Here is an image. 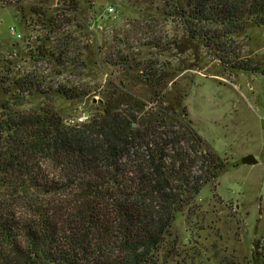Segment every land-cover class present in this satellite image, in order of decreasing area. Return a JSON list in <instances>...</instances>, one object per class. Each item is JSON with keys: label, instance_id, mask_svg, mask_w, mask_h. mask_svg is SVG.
<instances>
[{"label": "rangeland", "instance_id": "obj_1", "mask_svg": "<svg viewBox=\"0 0 264 264\" xmlns=\"http://www.w3.org/2000/svg\"><path fill=\"white\" fill-rule=\"evenodd\" d=\"M186 1H0V130L16 110L46 102L67 122L83 111L92 116L112 88L153 105L144 79L156 72L162 94L186 107L205 149L226 161L176 213L162 248L176 253L169 264H250L251 253H264V27L227 36L229 62H222L194 24L188 32ZM20 75L40 81L50 98L34 87L18 91ZM58 84L88 92L66 99L53 92ZM249 153L256 164L241 163Z\"/></svg>", "mask_w": 264, "mask_h": 264}, {"label": "trees", "instance_id": "obj_2", "mask_svg": "<svg viewBox=\"0 0 264 264\" xmlns=\"http://www.w3.org/2000/svg\"><path fill=\"white\" fill-rule=\"evenodd\" d=\"M186 3L188 32L194 24L195 35L211 39L222 62H229L222 56L229 57L227 36L264 27V0ZM155 75L144 79L153 105L112 88L83 123L67 122L48 102L2 121L0 264L172 261L176 253L162 248L176 213L221 175L226 161L205 149L186 107L166 99ZM29 79L18 76L17 90L34 87L50 98L40 81ZM64 87L53 92L66 99L88 92ZM249 262L264 264V253H251Z\"/></svg>", "mask_w": 264, "mask_h": 264}, {"label": "built area", "instance_id": "obj_3", "mask_svg": "<svg viewBox=\"0 0 264 264\" xmlns=\"http://www.w3.org/2000/svg\"><path fill=\"white\" fill-rule=\"evenodd\" d=\"M108 11L114 12V9L112 7L108 8ZM9 31L11 34H15L16 38H19L20 35V31H18L15 26H10L9 27ZM41 51V50H40ZM38 54V53H37ZM56 75V73H55ZM91 116H89V113L83 111L81 112L73 121L71 120V122H75V123H83L86 122L90 119Z\"/></svg>", "mask_w": 264, "mask_h": 264}, {"label": "water", "instance_id": "obj_4", "mask_svg": "<svg viewBox=\"0 0 264 264\" xmlns=\"http://www.w3.org/2000/svg\"><path fill=\"white\" fill-rule=\"evenodd\" d=\"M258 162L256 156L252 153H249L247 155H244L241 158V163L243 164H256Z\"/></svg>", "mask_w": 264, "mask_h": 264}]
</instances>
